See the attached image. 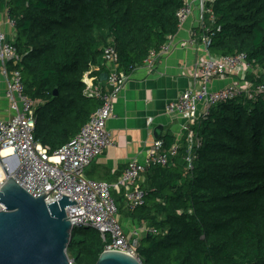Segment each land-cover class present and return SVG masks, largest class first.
Instances as JSON below:
<instances>
[{
  "label": "trees",
  "instance_id": "16d2710c",
  "mask_svg": "<svg viewBox=\"0 0 264 264\" xmlns=\"http://www.w3.org/2000/svg\"><path fill=\"white\" fill-rule=\"evenodd\" d=\"M184 2L0 0L15 22L9 40L21 56L25 94L38 103L34 135L50 154L79 134L100 106L85 95L83 80L92 72L100 81L104 48L113 44L120 69L131 74L178 33ZM212 8L210 51L246 54L257 73L247 80L264 83V0H216ZM195 133L200 146L193 169L185 163L184 139L177 158L144 175L143 207L129 213L114 193L125 216L121 225L127 232L128 225L156 230L142 237V264H264V95L215 106ZM160 140L165 149L175 143L170 135ZM104 251L98 231L74 229L67 251L74 264H96Z\"/></svg>",
  "mask_w": 264,
  "mask_h": 264
},
{
  "label": "built area",
  "instance_id": "2783aa9c",
  "mask_svg": "<svg viewBox=\"0 0 264 264\" xmlns=\"http://www.w3.org/2000/svg\"><path fill=\"white\" fill-rule=\"evenodd\" d=\"M215 1L185 0L176 14L180 31L197 8L199 20L191 31V38L180 46L193 49L202 44L208 52L207 57L197 60L190 87L167 105L170 115L186 122L183 130L188 147L185 157L188 169H193L196 159L194 150L200 146L196 139V125L210 114L212 108L241 96L252 99L256 95H264V83L254 84L247 80L249 74L257 73L246 54L216 57L210 55L209 32L216 22L212 8ZM6 16L8 25L13 29L15 22L9 18L8 13ZM173 37H169L159 50H152L140 68L151 74L159 57L171 51ZM103 60L107 88H102L97 83L96 78L91 76L92 72L86 73L83 80L86 85L85 95L97 99L100 106L79 134L60 150L50 154V149L35 138V111L38 103L25 94L23 78L18 68L21 56L2 30L0 22L2 76L10 110L14 113L9 119L0 117V191L6 181L7 171L31 196L45 197L46 205L60 201L63 196L68 197L71 202L77 203L66 208L67 217L74 229L90 228L98 231L105 243V251L128 254L142 264L138 253L142 237L146 234L154 235L156 230L145 225L129 227L127 232L119 222V209L114 193L122 196L125 209L129 213L143 207L147 197L141 186L144 175L150 167L168 166L171 159L179 156L180 143L175 142L169 149H165L163 141L156 140L147 153L145 163L132 159L114 182L95 181L86 177V170L91 164L108 148L115 146L107 131V122L114 118L115 106L132 74H126L120 69L119 55L113 44L104 48ZM228 77L234 80L225 88L218 89L213 86L215 81ZM152 122V119H148L149 126ZM5 149H11L12 155H3ZM4 210L0 203V211Z\"/></svg>",
  "mask_w": 264,
  "mask_h": 264
},
{
  "label": "crops",
  "instance_id": "0c3cea01",
  "mask_svg": "<svg viewBox=\"0 0 264 264\" xmlns=\"http://www.w3.org/2000/svg\"><path fill=\"white\" fill-rule=\"evenodd\" d=\"M6 13V8L0 5L2 30L8 39L12 40L14 31L8 25ZM198 20L199 15L195 8L193 15L173 37L171 51L159 57L151 74L143 68L132 72L115 106L114 118L107 122V131L112 136L115 146L108 148L91 164L86 170L87 178L114 182L132 159L145 163L149 149L157 140L154 130L159 126L163 127L162 138L170 135L175 138V142L180 144L183 142L185 134L183 127L186 122L182 118L170 115L167 112V105L178 99L182 92L190 87L197 60L208 56L202 44L193 49L180 46L190 40L191 31ZM209 53L216 57L212 51ZM103 66H105L104 62L101 67ZM99 70L101 68L97 67V71ZM105 74L106 71L101 74L100 81L97 82L102 88H107ZM233 80L234 78L231 77L217 80L213 86L222 89ZM13 116L14 113L10 110V103L6 97V84L0 62V117L9 119ZM148 119L153 121L150 126Z\"/></svg>",
  "mask_w": 264,
  "mask_h": 264
},
{
  "label": "water",
  "instance_id": "95a60500",
  "mask_svg": "<svg viewBox=\"0 0 264 264\" xmlns=\"http://www.w3.org/2000/svg\"><path fill=\"white\" fill-rule=\"evenodd\" d=\"M162 131L161 126L154 130L157 140L162 138ZM5 175L0 191V203L5 208L0 211V264H74L67 253L74 228L66 208L77 203L63 196L46 205L45 197L34 198L7 171ZM96 264L141 262L122 252L104 251Z\"/></svg>",
  "mask_w": 264,
  "mask_h": 264
},
{
  "label": "rangeland",
  "instance_id": "374dc122",
  "mask_svg": "<svg viewBox=\"0 0 264 264\" xmlns=\"http://www.w3.org/2000/svg\"><path fill=\"white\" fill-rule=\"evenodd\" d=\"M121 214V213H120ZM124 217L125 216H123V218H122V216H120L119 214H118V218H119V220H120V223L122 222L123 223V221H124ZM128 226H130V227H133V226H131V225H128ZM138 228V227H137ZM79 230H81V229H79ZM68 253V252H67ZM68 257L70 258V260L71 261H73V259H72V256L70 255V253H68ZM74 263V262H73Z\"/></svg>",
  "mask_w": 264,
  "mask_h": 264
},
{
  "label": "bare ground",
  "instance_id": "6f19581e",
  "mask_svg": "<svg viewBox=\"0 0 264 264\" xmlns=\"http://www.w3.org/2000/svg\"><path fill=\"white\" fill-rule=\"evenodd\" d=\"M12 153H13V151L11 149H5L3 151V155H5V156L12 155Z\"/></svg>",
  "mask_w": 264,
  "mask_h": 264
}]
</instances>
